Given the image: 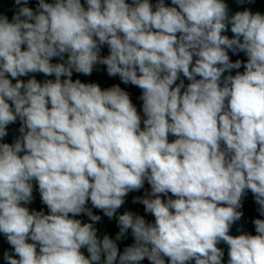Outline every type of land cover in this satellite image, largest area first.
<instances>
[{"label": "clouds", "instance_id": "clouds-1", "mask_svg": "<svg viewBox=\"0 0 264 264\" xmlns=\"http://www.w3.org/2000/svg\"><path fill=\"white\" fill-rule=\"evenodd\" d=\"M15 4L11 21L0 15V141L21 122L14 143L0 142V233L13 249L5 264H223L220 242L228 264H264V219L253 221L256 235L229 234L246 190L264 215V15L229 17L223 0H157L155 10L149 0H39L35 12ZM97 63L142 90L143 129L119 85L73 81ZM29 73L55 80L19 79ZM180 74L191 81L183 92ZM33 181L48 214L23 206ZM145 181L151 192L134 203L154 223L118 214ZM89 201L116 218V240L131 230L135 242L121 253L99 239ZM81 214L93 223L72 218Z\"/></svg>", "mask_w": 264, "mask_h": 264}, {"label": "water", "instance_id": "water-1", "mask_svg": "<svg viewBox=\"0 0 264 264\" xmlns=\"http://www.w3.org/2000/svg\"><path fill=\"white\" fill-rule=\"evenodd\" d=\"M39 0H28L27 6L32 8L35 12L37 10V4ZM46 2H53V0H46ZM128 3H132V0H126ZM149 2L153 5V10H155V5L157 3V0H149ZM224 3L228 6V14L229 17L234 15L238 11H244L249 10L253 14L259 12L261 15H264V0H244L243 3H240L239 0H223ZM81 3L87 7L85 4V0H81ZM164 3L166 6H174L171 4V0H164ZM23 6V5H20ZM15 4V0H0V15H6L8 19L11 21L13 15L18 12L19 7ZM225 35H228L229 38L233 36V34L230 31V25L229 30L223 33ZM109 54V48L107 45L101 46L100 55L107 56ZM228 54L230 57V60L232 62H235L236 60H241L242 62L247 61V56L243 52H238L236 54H233L231 50H228ZM67 55H65L64 60L66 61ZM195 60V57H194ZM52 63H58V62H64L61 61L59 57H55L51 61ZM245 71L243 67V63L240 69H233L230 72L226 71L222 77H221V86H223V80L224 77L228 75H235L237 72L243 73ZM35 77L38 82L43 83L46 80H55L54 76H45L42 73H29L27 76L19 77V79L24 80L27 82L28 79H31ZM11 79V77H9ZM66 79V77L61 78ZM73 81L76 79L81 80L83 83H96L98 84L102 90L111 88L115 85H119L122 90L126 91L129 94L130 100L133 103V105L136 107L138 114L141 117V128L143 129L144 124L143 120L146 119L143 110L142 105L143 101L140 98L142 95V90L138 88L137 86H134L132 84H124L119 76L110 77L107 74L106 66L103 64H95L93 67V71L91 75H84L81 73H76L73 71L72 76ZM199 79V77H197ZM184 82L185 87L181 89V92L186 90L187 85L191 82L187 78H185L182 74H180L179 79L176 81V84H179L180 81ZM13 83H15V80H13ZM175 87V85H173ZM21 127V122L19 119L13 124H10L7 126V132L8 135L3 138L2 141L4 143H14L17 138L21 136V133L19 132V128ZM169 142H172L176 139V137L172 136L171 134L168 137ZM221 147L223 148L224 145L222 144ZM23 155V153H21ZM33 183V200L31 203L23 205L29 208V211H43L45 214H48L49 209L46 205H44L41 201L40 193L38 190V185L35 181ZM151 192V186L148 184L147 181L144 183V187L140 189L139 191H131L128 193V195L124 198L125 202L122 205L120 209H118V214H123L124 212H131L133 215H140L143 216L147 222L154 223V217L150 213H146L144 206L141 203H134V199L136 197H145L149 195ZM169 196L171 194L169 193ZM164 199H167V197H162ZM174 198V197H173ZM87 208H90L94 214L101 216V220L98 222H92L85 214H81L76 217H72L75 219L81 220L82 223H93V227L97 229V236L99 239H103L105 235H108L111 239H113L119 248V251L122 253L125 247L132 245L135 241L131 234V230L128 231L126 234V238L122 240H116V235L119 232V227L117 224V220L115 217L112 219H109L107 216L104 215V213L99 210L92 207L91 202L89 201L86 204ZM259 209V205L255 202L254 195L251 193L250 190H246L244 196L241 200V207L237 209V211L242 212V216L240 220L233 223L230 227L229 234L233 236H237L240 234H250V235H256L255 231V225L253 221L257 218L264 219V215H261ZM71 216V214H70ZM31 242V241H29ZM219 248L222 249L224 256H223V264H228L229 260V246L226 243L220 242L217 245ZM39 250V249H37ZM7 251L10 254H13L12 247L8 244L6 237L0 233V264H5L3 255L4 252ZM82 253L85 256H88L86 248L81 249ZM166 264H168L167 258H165ZM103 261V257H102ZM140 264H150V262L145 258L143 261L140 262ZM189 264H194V261L189 262Z\"/></svg>", "mask_w": 264, "mask_h": 264}]
</instances>
